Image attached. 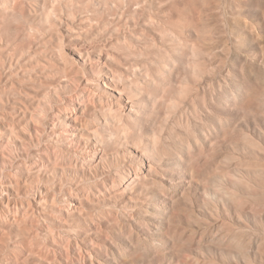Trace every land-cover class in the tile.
<instances>
[{
    "label": "clouds",
    "instance_id": "9594fccd",
    "mask_svg": "<svg viewBox=\"0 0 264 264\" xmlns=\"http://www.w3.org/2000/svg\"><path fill=\"white\" fill-rule=\"evenodd\" d=\"M102 3L37 0L29 17L21 0L5 5L0 264H94L81 235L114 243L124 229L136 249L125 264H137L171 155L187 169L169 198L177 264H264V80L226 126L208 96L230 72L234 19L258 50L245 62L264 69V10L256 20L228 0Z\"/></svg>",
    "mask_w": 264,
    "mask_h": 264
},
{
    "label": "rangeland",
    "instance_id": "374dc122",
    "mask_svg": "<svg viewBox=\"0 0 264 264\" xmlns=\"http://www.w3.org/2000/svg\"><path fill=\"white\" fill-rule=\"evenodd\" d=\"M16 3L17 0H0V26L12 24L14 15L6 10L5 5L12 8ZM21 3L25 5V17H29L32 6L37 3V0H21ZM176 4L178 8L183 7L181 0H176ZM97 5L102 8V0H97ZM228 6L229 9L240 6L244 9V14L259 20L258 9L264 10V0H228ZM184 30L190 31L187 24L184 25ZM229 30L236 42L237 49L229 65L230 72L223 78L214 79V87L208 91L209 101L219 110L217 118L223 126L230 123V115H234L239 107L247 102L256 81L264 80V69H260L254 60L245 62V55L256 56L258 50L252 42V38L248 36L243 22L238 18L230 21ZM176 54L180 57L183 56L180 51H177ZM158 92L157 89L156 94ZM170 106L175 108L177 102L170 101ZM166 163V173L170 181L169 189L166 192L162 189H154L151 193L152 210L148 220L149 228L141 229L145 258L138 260L137 264H149V261L152 264H177L174 242L169 238L170 232L167 227L170 220L174 218L169 198L184 187L187 169L185 163L177 159L175 155H171ZM9 191L14 195L11 190ZM92 240H96L101 246L93 248ZM83 250L85 253L92 251L96 258L94 264H125L128 258L134 257L136 254V249L127 239L126 229L117 230L114 243L105 241L103 236L82 234L81 251ZM42 252V249H38V258ZM73 252L75 253V248H73ZM43 254L47 256V253ZM229 260L230 264H238L239 258L230 257ZM42 264H48V259H43ZM78 264H93V262L85 256L83 261Z\"/></svg>",
    "mask_w": 264,
    "mask_h": 264
}]
</instances>
